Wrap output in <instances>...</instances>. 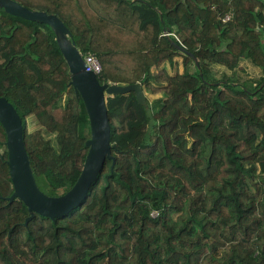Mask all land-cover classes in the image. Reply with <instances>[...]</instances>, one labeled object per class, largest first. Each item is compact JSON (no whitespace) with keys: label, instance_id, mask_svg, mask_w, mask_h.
<instances>
[{"label":"trees","instance_id":"obj_1","mask_svg":"<svg viewBox=\"0 0 264 264\" xmlns=\"http://www.w3.org/2000/svg\"><path fill=\"white\" fill-rule=\"evenodd\" d=\"M16 1L57 14L83 56L99 58L100 82L161 95L147 105L133 91L107 95L115 163L71 212L27 225V205L7 199L0 122V264H264V0ZM177 57L184 71L171 74L163 65ZM243 60L259 78L214 73ZM70 80L52 28L0 7V96L22 118L40 189L55 196L75 184L91 135Z\"/></svg>","mask_w":264,"mask_h":264},{"label":"water","instance_id":"obj_2","mask_svg":"<svg viewBox=\"0 0 264 264\" xmlns=\"http://www.w3.org/2000/svg\"><path fill=\"white\" fill-rule=\"evenodd\" d=\"M0 7L9 14L45 23L52 28L69 66L70 84L74 87L76 94L82 97L90 122L88 153L79 177L64 194L49 195L40 189L33 172L24 141L22 118L12 103L5 96H0V122L7 136V163L14 187L13 193L7 199L13 201L15 198H20L27 205L30 212L24 222L27 225L35 213L55 219L71 212L86 197L105 160L111 159L113 164L115 163L106 96L133 91L142 105H147V100L141 82L131 84L100 82L98 74L87 69L84 56L77 47L71 30L57 14L44 10H32L16 0H0ZM166 32V36L170 37L169 30ZM171 41L178 49L190 54L196 65L200 66L194 54Z\"/></svg>","mask_w":264,"mask_h":264},{"label":"rangeland","instance_id":"obj_3","mask_svg":"<svg viewBox=\"0 0 264 264\" xmlns=\"http://www.w3.org/2000/svg\"><path fill=\"white\" fill-rule=\"evenodd\" d=\"M175 60L176 61L173 64L165 63L163 65L167 68L168 72H170L171 74H174L177 71L179 72L184 71L182 57H177ZM213 70L217 78H220L225 71V73H228V75L232 74L233 77L239 78L242 81L250 80L252 78L257 79L261 75V70L258 67L254 66L248 60H243L240 63L239 68H237L235 71H231L220 65H215L213 67ZM128 71L129 73H131V75L133 74L132 69H129ZM153 71L157 72V68L153 67ZM146 95L150 98V100H153L154 98L159 97L161 93L152 94V93L146 92ZM29 122H30L29 130L31 133H33L36 129H38L36 119L32 116L29 118Z\"/></svg>","mask_w":264,"mask_h":264},{"label":"built area","instance_id":"obj_4","mask_svg":"<svg viewBox=\"0 0 264 264\" xmlns=\"http://www.w3.org/2000/svg\"><path fill=\"white\" fill-rule=\"evenodd\" d=\"M225 19H229V15ZM84 60L88 70H92L99 74L102 71V65L99 58L94 54L84 56Z\"/></svg>","mask_w":264,"mask_h":264}]
</instances>
